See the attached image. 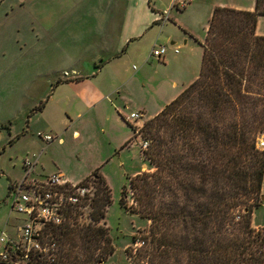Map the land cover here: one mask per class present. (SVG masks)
Returning a JSON list of instances; mask_svg holds the SVG:
<instances>
[{"label":"trees","instance_id":"trees-1","mask_svg":"<svg viewBox=\"0 0 264 264\" xmlns=\"http://www.w3.org/2000/svg\"><path fill=\"white\" fill-rule=\"evenodd\" d=\"M261 14L264 0L254 10L216 6L198 78L140 128L151 139L143 152L155 170L130 178V210L151 222L132 237L141 246L126 248L129 264H264V227L252 219L263 202ZM90 176L82 208L43 228L41 248L27 252L30 264H106L115 252L104 221L111 188L98 169Z\"/></svg>","mask_w":264,"mask_h":264},{"label":"rangeland","instance_id":"rangeland-1","mask_svg":"<svg viewBox=\"0 0 264 264\" xmlns=\"http://www.w3.org/2000/svg\"><path fill=\"white\" fill-rule=\"evenodd\" d=\"M219 1L224 4L250 3L253 8L257 2ZM105 2L106 0H0V233L8 212L10 213L9 186L24 175L25 159L34 164L33 173L37 170L44 177L59 170L76 185L91 184V176L85 178L88 173L98 169L105 176L112 194V203L107 207L104 221L109 227L116 250L106 264H129L126 248L141 246V241H133L132 237L135 234L138 237L145 235L151 222L130 210L131 205H136L129 189L130 178L136 169L140 170L142 164H145L143 171L155 169L144 154L145 149L140 147L142 132L137 133L136 137L133 128L140 126L144 115L137 119L128 117L131 111H139V106H147V110H151L158 103L166 105L167 97L171 93L174 95L173 92L181 90V87L179 85V89L173 90L165 84L163 80L166 69L162 70L157 65L143 68V73L148 76L145 81L141 75L142 62L127 52L118 66L124 71L126 79H129L128 76L132 79L128 80L120 93L108 94L103 101L96 104L93 102L92 108L84 109L83 118L74 121L69 127L72 124L69 115L78 111L79 107L74 105V108H68L57 99L62 90L58 88L55 93L54 84L67 77L71 70L66 66L70 61L67 48L62 50L55 38L58 36L65 40L70 39L72 32L79 26V15L76 11H70V8H89L93 5L97 7L106 5ZM205 2L210 3V0L194 3L193 8L181 16L197 37L205 34L209 18ZM109 6L112 7L113 4L109 2ZM58 18L64 28L56 30L53 22ZM258 25L260 31L264 32V17L259 19ZM168 33L171 32L160 34L159 39L156 38L145 54L149 56L155 43L174 47L175 44L167 43L170 40ZM197 41L201 44L200 39ZM198 42L197 73L201 69L203 49ZM178 43L181 41L178 40ZM114 116L118 123L113 129L110 125ZM74 129L80 131L81 138H76ZM113 132L122 135L123 141L117 145L118 149L114 148L113 143L116 138L111 141L110 135ZM46 134H52L55 138L45 141L43 136ZM61 137L65 139L64 143H60ZM261 137L264 138V134ZM125 188L129 190L126 192V205L123 207L121 197ZM261 194L264 195V177ZM262 201L253 210L252 219L255 225L264 227V197ZM22 216L21 213L12 212L11 221L14 218L17 220L15 226L24 217ZM15 234L16 232L10 236L16 239ZM19 234L20 229L17 235ZM17 239L20 240L19 236Z\"/></svg>","mask_w":264,"mask_h":264},{"label":"crops","instance_id":"crops-1","mask_svg":"<svg viewBox=\"0 0 264 264\" xmlns=\"http://www.w3.org/2000/svg\"><path fill=\"white\" fill-rule=\"evenodd\" d=\"M198 1L200 0H106V5L102 6L95 7L93 5V7L89 8L86 6H83L86 8H78L76 6L75 8H70V11L78 13L80 24L78 23L79 26L72 32L70 39L67 38L65 40L63 37L56 36L55 41L62 50L67 48L66 51L69 53L70 61L66 66L71 71L67 77L57 80L54 84L55 93H57L58 88L62 90V93L57 97L60 102H64L68 108H74V105L77 108L79 107L80 111L76 110L74 114L69 115L72 122L69 127L73 125L74 121H79L83 118L84 109L92 108L93 102L96 104L106 99L108 94L120 93L122 88L128 84V80L132 79L130 76H128L129 79H126L124 71L118 66L119 61L127 52L133 57H138L142 62L141 75L145 81L148 76L146 77V74L143 73V68L157 65L162 70L166 69L163 80L165 84L172 87L173 90L179 89L180 85L181 90L174 91V95L171 93L167 97L166 104H168L181 93L183 88L195 81L200 74V72L197 73L196 68L197 56H199L196 43L198 42L197 39L201 41L205 39L208 22L212 17L214 8L218 5L234 7L240 10H254L255 8L250 3L247 5L238 3L224 4L219 0H216V2L215 0H210V5L209 2H205V9L209 18L206 23L205 34L197 37L190 25L185 20H182L181 16L186 11H190L194 3ZM109 2L113 4L112 7L109 6ZM167 10L169 11L166 12ZM261 17H264V14L259 15L257 19L256 31L258 34L264 35L258 25ZM59 20L60 18L54 19L53 22L56 30L64 28L63 25H60ZM168 31L171 33L167 35L170 38L167 43L175 44V46H168L166 55L162 60L151 59L145 54L146 49L152 46L156 38L159 39L160 34ZM178 40L181 43H178ZM65 41H67V44H64L66 43ZM141 48H143V52H141ZM175 48H178L177 53L173 51ZM202 48L204 49L203 45ZM90 98L93 100H90ZM95 98L96 100H94ZM143 98H145V95ZM156 106L151 108V110H147V106L138 107V112L145 117L139 127L165 107L164 103H158ZM132 112H137V110L131 111L130 114ZM107 120L111 121L108 117ZM117 123L118 119L114 116L110 127L114 129ZM73 133L76 138H81L82 136L80 131L76 129L73 130ZM110 136L111 141L116 138V142L113 141V143L114 148L118 149L117 145L123 141L121 139L122 135L113 132ZM64 140L61 137L60 143H64ZM261 149H264V147ZM120 163H122V160ZM144 166L145 164H142L140 170L136 169L132 176L141 173L144 170ZM60 173L66 177L64 172ZM42 175L43 173H39L37 170L31 173L33 178H40ZM12 212L14 211H11L10 205V213L8 212L2 230H6L10 234L15 232L18 234L21 224L19 222L24 217L22 216L23 218H20L17 226H15V221L17 220L14 218L11 221Z\"/></svg>","mask_w":264,"mask_h":264},{"label":"built area","instance_id":"built-area-1","mask_svg":"<svg viewBox=\"0 0 264 264\" xmlns=\"http://www.w3.org/2000/svg\"><path fill=\"white\" fill-rule=\"evenodd\" d=\"M167 48V45L155 43L149 57L162 60ZM173 51L177 53L178 48ZM142 116L143 114L138 111L132 112L128 119H137ZM139 132L140 127H135L136 137ZM140 137L142 138L139 142L140 147L147 149L151 139ZM43 138L49 141L55 137L46 134ZM257 145L259 148L264 147L263 137L258 138ZM23 164L26 171L20 180L10 184L9 198L11 199V211L21 213L24 219L19 226L20 234H16V239L6 230L0 233V264H30L27 252L32 247L41 248L37 236L43 228L50 225H61L68 216V210L83 203L90 194V187L84 184L76 185L59 170L50 172L44 177L33 178L31 173L34 164L28 159H25ZM18 236L22 243L17 239Z\"/></svg>","mask_w":264,"mask_h":264},{"label":"water","instance_id":"water-1","mask_svg":"<svg viewBox=\"0 0 264 264\" xmlns=\"http://www.w3.org/2000/svg\"><path fill=\"white\" fill-rule=\"evenodd\" d=\"M261 197L263 198V197H264V195L262 194V195H261Z\"/></svg>","mask_w":264,"mask_h":264}]
</instances>
